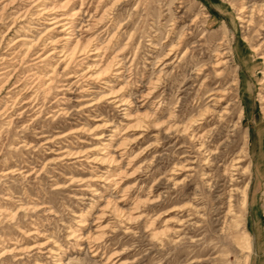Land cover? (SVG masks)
I'll return each mask as SVG.
<instances>
[{
	"label": "rangeland",
	"instance_id": "obj_1",
	"mask_svg": "<svg viewBox=\"0 0 264 264\" xmlns=\"http://www.w3.org/2000/svg\"><path fill=\"white\" fill-rule=\"evenodd\" d=\"M88 2L87 11L93 14L98 2ZM100 3L95 16L105 13L100 26L87 33L83 29L81 34L85 40L94 36L104 44L102 62L115 57L113 67L119 66L120 74H113V69L107 76L110 85L93 81L90 90L87 78L80 74L91 60L86 55L70 65L67 72L73 77L55 75L49 89L41 87L30 74L45 70L31 59L40 49L30 52L25 62L16 55L12 58L19 46L12 48L9 40L22 34L17 26H25V31L28 22H18L7 32L11 20L1 19L23 4L16 3L0 16V36L6 33L0 46V67L9 68L0 77V251L15 245L23 250L4 255L0 264H102L99 251L91 256V250L99 245L98 231H94L98 223L95 189L104 187L96 176L104 165L85 157L98 143L91 132L75 131L82 124L94 126L97 121L90 118L99 112L107 123L120 125L116 140L124 147L120 164L111 165L119 172L114 175L118 186L111 185L108 195L120 207L137 206L136 215H144L131 223L114 214L100 221L107 228L100 241L104 254L115 255L109 264H264V62L260 57L263 47L252 48L262 40L264 0ZM87 18L85 15L83 23L94 21ZM38 32L40 29L26 35ZM182 37L186 39L178 43ZM197 40L200 45L190 48L185 62L176 67L183 51ZM220 41L229 49V59L218 69L220 75L210 76L209 87L224 84L236 73L238 108L243 113L236 134L231 127L236 110L231 118H207L201 131H211L205 144L214 152L207 153L197 150L198 144L191 148L187 139L177 141L152 125L160 124L170 111L180 125L203 111L207 99L199 102L198 84L192 86L183 76L195 62H207ZM170 48L177 49V60L172 62L173 54L165 58L164 67L157 66ZM160 69L172 71L163 76L158 75ZM205 74L197 75L201 76L198 83ZM111 87L124 88L133 119L122 117L120 108L126 105L117 108L111 102L97 104L99 111L78 109L88 100H82L88 91L98 96ZM206 88L207 82L200 91ZM152 90L151 97L138 100ZM60 106L67 112H50ZM156 110L163 114L154 115L153 123L151 116L140 117L141 112L154 114ZM243 144L250 170L230 178L224 174L223 164ZM66 149L82 155L61 158ZM183 158L189 160L191 169L169 174L172 165ZM81 218L86 220L84 227L78 225ZM87 230L94 235L89 233L85 241L78 239ZM47 247L57 249L59 259L55 253H45Z\"/></svg>",
	"mask_w": 264,
	"mask_h": 264
},
{
	"label": "bare ground",
	"instance_id": "obj_2",
	"mask_svg": "<svg viewBox=\"0 0 264 264\" xmlns=\"http://www.w3.org/2000/svg\"><path fill=\"white\" fill-rule=\"evenodd\" d=\"M77 1H79V5L77 6ZM90 3L93 0H88ZM86 0H0V16L1 14L4 15L6 10H8L11 7H14V5L18 2L20 4H23L19 10L12 9L9 13H6L5 16H2L1 19L8 17L11 20V26L8 28V31L17 25V23H21L22 21H27V25L25 31V26L19 25V30L22 31V34H19L14 40H9L10 45L12 48H15L16 46H19V48L15 51H13L12 58H15L14 55L19 56V59L21 62H25V59L28 58L34 49H40V52H36L33 58L36 59L35 63L39 62L40 66H45V70L43 72L40 71L38 73L37 71H31V75L35 76L37 80L40 81V86L44 89H49L52 85V82L54 81L55 75H65L67 78L71 77L73 74H68V69L70 68V65L77 61L81 60L83 55L91 56L90 62H88V65L86 66V70L82 71L80 74L82 76H85L87 78L88 83V90H90V87H92L91 82L97 81L99 83L110 85L108 83V73L111 72L113 69L115 71H112L113 74H120L119 66L113 67L115 64L114 58H111L107 60V63L104 64L102 62V56L105 50L104 44H101L98 40L95 39L93 36L92 39L85 40L81 34V31L84 29V32L87 33L88 30L92 29V27L97 26L99 27L100 20L103 18L105 13H102L100 17L95 18L96 14L99 13L100 6V0H97L96 7L93 10V14H90L89 11H87V8L90 6L89 2ZM88 2V7H86V3ZM242 9H240L239 12H241ZM81 14L83 15L82 17ZM88 15V18L86 20H94L91 23H83L85 21L84 16ZM26 17H29L26 19ZM8 19V20H9ZM78 21V22H77ZM36 24V25H35ZM15 28V30L17 29ZM40 29V32L31 34L33 37H28L26 33L30 31H37ZM28 30V31H27ZM264 30V28L262 29ZM6 33L0 36V46L2 44V41L5 38ZM183 38L186 39V37L179 38L178 43H180ZM262 40L259 42L258 45H252L253 50H257L258 46L261 48L263 47V51L260 52V57L263 59L264 62V31L262 32ZM260 40V39H259ZM224 41V40H223ZM220 41L219 46L212 49V53L208 56L209 60L207 62L198 63L195 62L193 64L191 71L188 72L183 76V80L190 81V84L195 86L198 84V88L196 91V99L200 101H204L207 99V105L203 108V111L196 117L191 118L189 121L182 123L181 125L176 122L177 115L174 113V111L168 112V115L166 116L165 120H163L160 124L153 123V117L154 115H161L163 114L162 111H157L156 113H151L150 111H146L145 113L141 112V118L145 116H151L150 122L153 123L152 128L160 129V132L168 137H177V141L182 139H187L186 142L189 143V146L191 148L195 147V145L198 144L197 150H207V153H214L211 151V149L205 144L207 140V135L211 134L209 129L205 132H202V128L206 124L207 118H214L215 116L218 117V119L224 118L225 116H229L230 118L234 115V110H236V117L235 121L232 122V131L236 134L237 129L239 128L240 124V118L243 113V108L239 107L238 104L240 102V97L238 94V87H239V79L237 78V74L234 73L232 77L226 81L224 84L222 82L216 83L214 86L209 87V80L210 76L213 77L218 76L221 74V71L218 70L220 67L228 61L229 58H227L228 53L230 52L227 46L225 45V42ZM184 44L186 43L183 41ZM195 45H200L199 40L195 41L191 46H188L183 53L180 55V58L178 59L177 63L175 64L176 67H180V63H184L187 55L189 54V49L194 48ZM41 46V47H40ZM40 47V48H39ZM178 48V47H177ZM177 49H168V51L165 53L162 59L158 60L157 66L161 65L164 67L166 65V62L163 63L165 58H169L171 55H173L176 52ZM101 53V54H100ZM230 54V53H229ZM212 55V56H211ZM178 57L177 54H174L173 58L174 62L177 60ZM55 58V59H53ZM52 61V62H51ZM49 65V67L47 66ZM7 66H1L0 67V77H2L6 72L9 70V68H6ZM38 67V65H36ZM208 67H210V70L205 74L204 72L208 70ZM61 68V69H60ZM16 69V68H14ZM60 69V70H59ZM172 69L167 72L163 71V69L158 70V75H170ZM62 73V74H61ZM68 74V75H67ZM194 74V75H193ZM201 74L203 76L206 75L202 82H199V78L197 75ZM167 75V76H168ZM264 75V72H263ZM162 76V77H163ZM73 77V76H72ZM159 77V76H157ZM212 77V78H213ZM166 79V78H165ZM214 79V78H213ZM217 79V78H216ZM8 78L6 79V81ZM4 82V84L6 83ZM218 81V80H217ZM207 82V88L201 92V88L204 85V83ZM184 83V82H183ZM196 83V84H195ZM190 87V86H189ZM66 88V87H65ZM124 88L114 89L111 87L108 92H104L101 95H94L92 96L88 91V97L84 98L82 100H87L84 102L82 106H79L78 109L80 110H87L89 107L90 109H95L99 111V108L97 104H99L102 101L105 102H111L114 103V105L119 108L120 110H123L122 117L126 120L133 119L132 114L130 113L128 107L130 103L129 97H127L124 93ZM62 90V88H61ZM153 90L147 91L144 94H141V99L138 100H144L145 98L151 97ZM155 92V91H154ZM264 96V95H263ZM25 102V101H24ZM205 103V102H204ZM210 103V104H209ZM143 103H141L142 105ZM140 105V106H141ZM223 105V106H222ZM218 107H221L219 109H216ZM50 112L57 113V114H63L67 112V108L64 106H60L58 108H55L51 110ZM102 112H99L97 114H94L92 116L91 121L94 122L96 120L97 122L94 124V126L86 127L84 124L76 128L75 131H84L85 129L88 130V132H91L92 134V140H97L98 143H96L94 146H92V154H87L85 157L92 161L93 163H98L99 165H104L103 170H101L100 174H97L100 178V181L103 182L104 187H102L101 190L95 189V195H96V216H97V227L94 231H98V243L97 247L92 249L93 251L91 256H97L98 251L100 255V261H102V264H109L110 262H113L114 260V254H108L105 255V250L103 249V243L100 241L101 236L105 237V230L107 229L106 226L102 225L100 221H104L105 219L109 218L112 214L119 216L124 220L126 223H131L132 221L140 220V218H143L144 215H136L135 207H127L126 209L120 207L116 202L112 201V197L110 198V195H108V189L111 185H115L117 181L115 180L114 175H118L117 169L112 167L113 164H120L119 162V156L123 154L122 150L124 147L122 146V143H117V136L119 134V127L120 125L107 123L108 120L103 119V116L101 115ZM134 117V116H133ZM172 121V122H171ZM223 119L221 120V122ZM231 121V119H230ZM128 121L125 122L127 124ZM224 122V121H223ZM124 125V124H123ZM214 127L213 129H215ZM74 131V130H73ZM107 131V133H106ZM123 134V133H121ZM223 142V144H226V141ZM183 145V144H182ZM179 146L178 148L182 147ZM220 146V145H219ZM246 150L244 144L240 146L238 151L229 159L226 164H223L224 167V174H229L230 178H232V175H239L241 173H248L250 170V164L249 162H245V155ZM82 154H79L78 151H72L70 149L65 150V154L61 156V158H75L77 156H81ZM84 159V158H83ZM244 162V163H242ZM189 160L186 158H183L182 161L179 163H174L171 167V170L169 171V174H181L184 170L191 169L188 165ZM242 164L243 167L240 166ZM222 165V164H221ZM120 168V166H118ZM169 179H175V177H170ZM235 182V179H231ZM116 184L114 186L117 187ZM234 189V187H233ZM122 193L119 195L122 197ZM119 201H122L124 199L119 198ZM156 198L151 200L150 202H155ZM80 223L78 225L84 227L87 223L85 222V218H81ZM183 222V221H182ZM179 222V223H182ZM94 235L90 230H87L86 236L80 235L78 239H82L81 241H85L86 237L90 234ZM156 232L153 233V236H155ZM96 237V236H94ZM79 244V243H78ZM80 245V244H79ZM53 246H56V244H53ZM42 247V246H41ZM57 247V246H56ZM80 249L82 248L79 246ZM32 249V248H30ZM29 249V250H30ZM59 249V247H57ZM57 249L53 247H47L45 249V253H55L59 259ZM27 250V251H29ZM10 253H23V250L18 247V245H15L11 247L10 249H2L0 251V258L4 255L10 254ZM105 255V256H102ZM120 264V263H119Z\"/></svg>",
	"mask_w": 264,
	"mask_h": 264
}]
</instances>
